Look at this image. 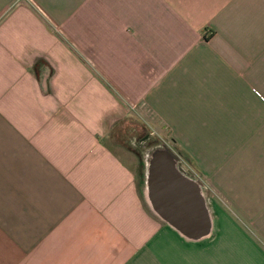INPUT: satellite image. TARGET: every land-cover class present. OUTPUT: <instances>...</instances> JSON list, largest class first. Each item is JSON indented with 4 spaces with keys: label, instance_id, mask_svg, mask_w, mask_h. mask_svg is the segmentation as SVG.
<instances>
[{
    "label": "crops",
    "instance_id": "1",
    "mask_svg": "<svg viewBox=\"0 0 264 264\" xmlns=\"http://www.w3.org/2000/svg\"><path fill=\"white\" fill-rule=\"evenodd\" d=\"M0 264H264V0H0Z\"/></svg>",
    "mask_w": 264,
    "mask_h": 264
},
{
    "label": "water",
    "instance_id": "2",
    "mask_svg": "<svg viewBox=\"0 0 264 264\" xmlns=\"http://www.w3.org/2000/svg\"><path fill=\"white\" fill-rule=\"evenodd\" d=\"M147 187L153 210L165 220H171L172 204L182 191L191 190L196 195L202 191V183L186 177L179 166L180 158L165 143L153 149L148 155ZM210 225L205 231H181L191 238H200L208 234Z\"/></svg>",
    "mask_w": 264,
    "mask_h": 264
},
{
    "label": "rangeland",
    "instance_id": "3",
    "mask_svg": "<svg viewBox=\"0 0 264 264\" xmlns=\"http://www.w3.org/2000/svg\"><path fill=\"white\" fill-rule=\"evenodd\" d=\"M147 122L148 125H141L142 127L137 126L135 122H133L131 126H128L133 135L130 140L132 146H135L139 141H144L146 146H149L150 144L163 143L164 140H169L170 136L169 132H167L168 130L161 129L160 123L152 117L150 112H148L147 115ZM179 166L181 167V165Z\"/></svg>",
    "mask_w": 264,
    "mask_h": 264
},
{
    "label": "flooded vegetation",
    "instance_id": "4",
    "mask_svg": "<svg viewBox=\"0 0 264 264\" xmlns=\"http://www.w3.org/2000/svg\"><path fill=\"white\" fill-rule=\"evenodd\" d=\"M149 138V137H148Z\"/></svg>",
    "mask_w": 264,
    "mask_h": 264
}]
</instances>
